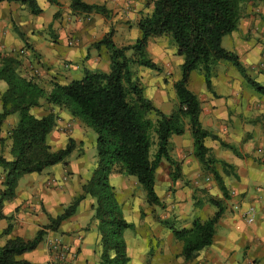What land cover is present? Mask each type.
<instances>
[{"label":"crops","instance_id":"obj_1","mask_svg":"<svg viewBox=\"0 0 264 264\" xmlns=\"http://www.w3.org/2000/svg\"><path fill=\"white\" fill-rule=\"evenodd\" d=\"M56 1L57 4H48L50 17L43 24L39 19L32 20L29 10L24 12L25 7L19 3H0V58L16 56L20 61L17 69L19 75L33 76L46 92L51 91L53 83L63 85L80 80L85 69L108 72L110 59L107 49L104 46L95 48L93 44L112 31V42L117 48L132 45L128 32L133 30L134 22L137 25L145 14V3L149 0H81L88 5L105 6L109 11L107 17L95 13H72L69 8L70 0ZM43 14L44 8L41 7V13L37 16ZM76 20L78 21L74 23ZM260 35L264 36V0H250L244 6V17L240 20L237 31L224 37L222 42L226 50L239 57L247 74L258 81L260 75H263L260 73L264 72V47L257 46ZM69 40H72L71 45ZM214 67L211 91L207 90L201 71L198 75L202 76L203 85L199 83L198 91L191 89L192 73L188 88L200 100V122L211 135L204 145L214 158L231 166L226 172L218 167V172L227 195L234 191L235 196L225 197L212 175H208L207 170L203 171L194 156L193 141L187 125L182 135L170 137V158L179 166L176 180H171L174 170L165 160L160 162L155 171V192L162 202V207L159 208L175 229H189L196 218H210L216 211L212 208V200L219 202L224 209L215 226L209 249L200 257L183 262L177 257L182 247L178 243L179 249L174 254L176 264H264V97L243 91L241 85L237 84L238 78L242 77L231 66L223 70V76L214 71ZM6 89L5 82L0 81V98ZM174 107L165 112L160 107L157 108L168 114ZM1 111L0 99V113ZM51 112L56 115V123L52 132L47 135V143L54 142L55 146L58 144L54 149L57 151L62 148L58 146L63 137L69 135L68 138L76 144V152L71 153L66 165L57 164L40 173L50 174L48 183L32 174L23 175L19 179L15 198L3 202L0 207V212L5 217L0 220V234L4 233L8 224L11 223L13 227L7 236L0 237V246L16 237L31 240L40 228L49 223V218L61 215L82 194V187L93 173L96 135L68 110L52 107L45 100L41 101L39 107L31 110L36 118ZM19 119V113H14L7 116L0 125V156L7 161L12 160L10 132ZM87 136H92L93 145L84 142ZM213 136L233 146L240 157L221 147L218 141L212 139ZM189 138L192 142H187ZM77 151L78 155H75ZM89 157H95L91 167ZM89 172L91 174L88 178ZM125 178H131L140 188L132 177L109 178L117 202L123 207L124 218L125 204L132 202L129 198L132 195L130 189L121 185ZM4 180L5 175L0 168V190ZM157 186L162 190V195L158 194ZM137 187L134 189H138ZM39 202L43 203L47 216L37 213ZM234 203H238L239 210L233 209ZM93 204L94 200L87 196L79 203L75 213L61 222L57 231L48 232L36 250L18 256L17 260L35 264H99V236L93 219ZM251 205L256 208V220L247 224L241 215ZM151 212L150 207L147 215H151ZM149 221L147 217V222ZM168 231L170 237L166 243H173L172 233L169 229ZM53 246L66 250L63 262L56 260V254L51 251Z\"/></svg>","mask_w":264,"mask_h":264},{"label":"trees","instance_id":"obj_2","mask_svg":"<svg viewBox=\"0 0 264 264\" xmlns=\"http://www.w3.org/2000/svg\"><path fill=\"white\" fill-rule=\"evenodd\" d=\"M38 0H0L5 3H19L31 15L41 13ZM57 4L56 0H44ZM152 10L140 18L138 29L140 37L132 46L117 48L112 42V32L107 33L93 47L104 46L110 59L109 71H90L85 69L80 80L68 84L53 83L51 91L46 92L33 76L19 75L20 61L14 55L0 58V81L7 89L1 95L3 120L19 113L18 124L11 130V161L0 156V168L5 180L0 190V207L5 201L15 198V188L19 179L26 174H40L45 169L68 163L76 144L69 139L66 145L51 152L47 135L52 132L56 115L49 113L41 118L31 114L42 100L58 109H66L70 114L92 129L96 135V162L90 180L82 187V194L56 218L40 228L31 240L16 237L0 246V264H35L17 257L32 252L43 242L48 232L58 230L61 222L69 219L79 203L87 196L94 200V216L99 236V264H128L125 232L133 230L134 225L123 216L121 205L117 202L111 176L132 177L145 192L149 206L162 207L155 192V171L162 160L170 163L174 182L179 174V166L170 158V137L184 133L187 120L191 133L194 156L200 166L207 170L218 183L221 191L228 196L218 167L225 171L230 165L214 158L204 141L211 137L200 122L201 103L188 88L191 74L195 70L203 72L207 90H212V69L218 62L234 67L244 81L264 97V87L255 82L242 66L239 57L223 45V38L237 31L244 17V6L250 0H149ZM72 13L101 14L108 16L105 6L88 5L81 0H70ZM16 30V27H15ZM17 34H21L16 30ZM168 36L175 45L176 55L181 58L180 76L173 83L177 105L168 113H163L145 96L143 88L134 77L133 65L161 72V67L146 55L151 38ZM131 52V56L127 52ZM155 137L156 151L151 158V146ZM221 147L240 155L213 136ZM215 213L206 220L196 218L191 228L175 229L166 225L173 240L182 244L177 257L190 262L200 257L212 245L215 226L221 219L224 209L212 200ZM5 217L0 212V220ZM10 220V218H7ZM8 224L4 233L12 231Z\"/></svg>","mask_w":264,"mask_h":264},{"label":"rangeland","instance_id":"obj_3","mask_svg":"<svg viewBox=\"0 0 264 264\" xmlns=\"http://www.w3.org/2000/svg\"><path fill=\"white\" fill-rule=\"evenodd\" d=\"M39 7L44 8V14L41 16H34L31 15L32 20H41V23H45L46 20L50 17V11L47 9L49 3L44 0H38ZM145 14L141 16L144 17L145 15L151 12V4L150 1L145 3ZM50 5V4H49ZM25 7V6H23ZM24 12L28 10L26 7L23 8ZM252 11V9H250ZM77 19V18H76ZM75 20V19H74ZM78 20L74 21L76 23ZM138 24L134 22L132 26L133 30L129 31V40L133 41V44L140 37V31L138 29ZM131 28V29H132ZM112 32V31H110ZM139 34V35H138ZM19 36V35H18ZM19 38V37H18ZM233 41H228V43H232ZM257 46L264 47V36L260 35L257 39ZM132 44V45H133ZM130 45V46H132ZM175 45L170 37L164 36L160 38H151L148 41V46L146 48V55L150 58L155 64L161 67V72L152 71L150 69H145L138 65H133L131 70L134 74V77L138 80L140 86L144 90V94L147 98L153 101V103L162 109V111H169L177 104V100L173 91V83L179 78L180 76V58L176 55ZM128 56H131V52H127ZM264 55V54H263ZM216 67H214V71L220 72V75L223 76V70L229 68L228 63L220 62ZM232 67V66H231ZM234 72L241 76L238 71L232 67ZM213 70V69H212ZM264 70V69H263ZM201 70H195L190 78V86L193 91H198L199 83L201 82L203 85V78L202 76L198 75L201 74ZM213 71V72H214ZM215 73V72H214ZM212 74V77L214 75ZM260 81L256 80L255 78L251 77L255 82H258L261 86L264 87V72L260 73ZM244 82V83H243ZM236 84V83H235ZM237 84L241 85L243 91L252 92V94H256L259 97L261 96L259 93L255 92L242 78H238ZM197 89V90H196ZM188 125L187 120L184 122V131L185 127ZM90 129V128H89ZM91 133L95 134L92 129ZM69 135H65L63 137L61 145L58 147H64L68 141ZM154 144L151 146V158L156 151L155 146V137H152ZM88 145H93L92 136H87L85 141ZM187 142H192L189 138ZM208 142V141H207ZM54 142H49V146L51 152H55V148L57 147L53 144ZM52 144V145H51ZM75 151V150H74ZM73 151V152H74ZM96 150H94L95 152ZM76 152V151H75ZM75 155H78L75 153ZM88 159V158H87ZM95 161V157H89V165L91 167L92 163ZM94 165V164H93ZM49 167L48 169H50ZM93 169V167L91 168ZM203 171H205L203 169ZM202 171V172H203ZM222 171H225L222 168ZM228 171V170H227ZM46 172V171H45ZM226 172V171H225ZM91 172L88 173V178L90 177ZM226 174V173H225ZM31 175V174H30ZM48 175L49 173H42V174H32L33 177L38 179H43L45 183H48ZM208 175L209 172H208ZM88 178H86L88 180ZM157 179V177H156ZM90 180V179H89ZM85 181V179H84ZM157 181V180H156ZM123 188L128 187L131 192L132 199L131 203L125 204V219L134 225L133 230H127L125 232V241H126V253L129 258L128 264H176V260L174 258V254L179 249L180 242H173V243H166L169 242L168 239L170 237V233L166 225H170V222H167L169 219L163 215V210L158 206H149L146 202L145 192L143 189L137 187L134 182H132L131 178H125L123 183L121 184ZM195 188V185H193ZM137 187L138 189H134ZM156 190L158 194L162 195V190L159 186H157ZM199 189H196V191ZM161 192V193H160ZM122 198V197H121ZM89 204V203H88ZM150 207L152 212L149 214ZM122 211L123 207L121 206ZM212 208L216 210L215 206L212 205ZM37 213H43L47 216V213L44 211L43 203H38ZM147 217L150 220L147 222ZM41 226V224H39ZM7 236L6 233L0 234V237ZM179 243V244H178ZM182 264V263H180Z\"/></svg>","mask_w":264,"mask_h":264},{"label":"built area","instance_id":"obj_4","mask_svg":"<svg viewBox=\"0 0 264 264\" xmlns=\"http://www.w3.org/2000/svg\"><path fill=\"white\" fill-rule=\"evenodd\" d=\"M68 43H69V45H71L72 44V40H69ZM230 195H231V198L234 197L235 196V192L232 191L230 193ZM233 209L234 210H239L238 203H234L233 204ZM256 214H257L256 208L251 205V206H249L246 209V211L242 212L241 217L244 218V220L246 221L247 224H252L256 220ZM51 251H54V253L56 254L55 255L56 260H58L60 262H63L65 260V256H66V250L65 249L57 247V246H53V247H51Z\"/></svg>","mask_w":264,"mask_h":264},{"label":"clouds","instance_id":"obj_5","mask_svg":"<svg viewBox=\"0 0 264 264\" xmlns=\"http://www.w3.org/2000/svg\"><path fill=\"white\" fill-rule=\"evenodd\" d=\"M204 142H205V141H204ZM231 192H232V191H231ZM231 192H230V193H231ZM230 193H229V195H228V196H230V198H231V195H230ZM57 261H58V260H57ZM59 262H60V261H59ZM60 263H61V262H60Z\"/></svg>","mask_w":264,"mask_h":264}]
</instances>
